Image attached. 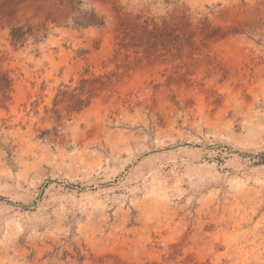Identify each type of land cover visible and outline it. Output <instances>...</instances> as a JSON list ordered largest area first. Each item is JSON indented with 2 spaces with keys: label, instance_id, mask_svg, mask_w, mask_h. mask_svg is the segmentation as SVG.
Segmentation results:
<instances>
[{
  "label": "rangeland",
  "instance_id": "1",
  "mask_svg": "<svg viewBox=\"0 0 264 264\" xmlns=\"http://www.w3.org/2000/svg\"><path fill=\"white\" fill-rule=\"evenodd\" d=\"M0 264H264V0H0Z\"/></svg>",
  "mask_w": 264,
  "mask_h": 264
},
{
  "label": "trees",
  "instance_id": "2",
  "mask_svg": "<svg viewBox=\"0 0 264 264\" xmlns=\"http://www.w3.org/2000/svg\"><path fill=\"white\" fill-rule=\"evenodd\" d=\"M18 30H20V29H19V28H18V29H16V31H18ZM3 80H6V79L4 78ZM3 80L1 79V82H2Z\"/></svg>",
  "mask_w": 264,
  "mask_h": 264
}]
</instances>
